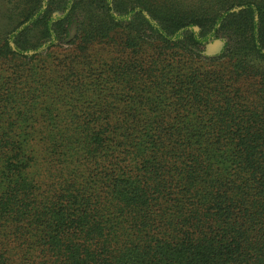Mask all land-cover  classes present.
<instances>
[{"label": "trees", "instance_id": "16d2710c", "mask_svg": "<svg viewBox=\"0 0 264 264\" xmlns=\"http://www.w3.org/2000/svg\"><path fill=\"white\" fill-rule=\"evenodd\" d=\"M0 264H264V0H0Z\"/></svg>", "mask_w": 264, "mask_h": 264}, {"label": "rangeland", "instance_id": "374dc122", "mask_svg": "<svg viewBox=\"0 0 264 264\" xmlns=\"http://www.w3.org/2000/svg\"><path fill=\"white\" fill-rule=\"evenodd\" d=\"M218 48H219L218 42H211L204 48V50L208 54H213V53L217 52Z\"/></svg>", "mask_w": 264, "mask_h": 264}]
</instances>
